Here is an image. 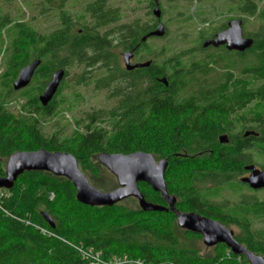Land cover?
<instances>
[{
	"label": "trees",
	"instance_id": "1",
	"mask_svg": "<svg viewBox=\"0 0 264 264\" xmlns=\"http://www.w3.org/2000/svg\"><path fill=\"white\" fill-rule=\"evenodd\" d=\"M70 1L22 0L33 22L56 21L49 33L19 20L20 15L12 18L6 12L0 17V57L6 61L0 77V156L9 159L20 151L40 149L70 153L90 183L103 192L109 189L101 178L110 172L97 160L101 153L145 152L155 160L159 156L168 160L165 181L169 195L177 198V210L202 213L225 226H242L248 237L235 235L236 240L264 257V226L252 232L248 222L255 213L264 223L263 201L245 196L226 208L228 213L208 211L224 191L238 193L246 188L237 177L243 175L244 165L253 164L252 150L264 159V129L254 131L264 128V29L255 38L247 37L254 45L243 53L204 48L203 41L193 52L200 49L211 53L198 62L187 65L180 57H173L136 73L123 72L116 79L120 70L113 50L123 48L148 55L153 51L149 40L154 37L146 42L142 39L162 23V16L159 20L153 14L155 0L151 1L153 25L129 23L119 27L116 24L121 14L108 7L111 0H94L81 11L66 8ZM158 6L161 9L160 0ZM236 8L230 11L264 21V9L259 10L254 1L239 0ZM107 27L110 29L102 33ZM204 32L200 31V40ZM36 60L41 64L31 84L14 91L20 71ZM74 65L84 66L87 72L94 67L105 69L106 76L97 86L116 84L112 94L119 100L118 108L107 114L88 113L83 121L76 120L75 127L84 129L83 133L45 136L42 121L63 115L71 107H66L67 98L60 89L47 107L39 97L56 71L63 69L67 77ZM163 78L168 85L160 81ZM15 93L24 101L22 112L8 118L10 97ZM253 103L261 107L255 118L234 119ZM236 122L242 133L251 129L259 136L241 135L235 143L221 144L219 135ZM5 171L0 169L1 177ZM138 187L147 202L169 207L149 184L139 183ZM2 191L10 193V198L0 200V264H88L80 250L101 253L107 262L127 256L147 264H249L224 244L204 254L188 248V242L196 244L202 236L181 229L171 211L145 212L134 198L130 199L138 203L135 209L125 206L129 199L112 207L82 205L71 181L48 172H26L12 190ZM42 213L53 219L54 228ZM210 252H214L211 257Z\"/></svg>",
	"mask_w": 264,
	"mask_h": 264
},
{
	"label": "rangeland",
	"instance_id": "2",
	"mask_svg": "<svg viewBox=\"0 0 264 264\" xmlns=\"http://www.w3.org/2000/svg\"><path fill=\"white\" fill-rule=\"evenodd\" d=\"M94 0H72L66 8L72 10H85L86 6L92 3ZM152 0H111L108 3V7L111 9H117L121 14L120 21L116 24L117 27L123 24L137 23L139 25L154 24L155 17L152 14L153 8L151 7ZM257 3L259 10L264 9V0H251ZM239 0H160V6L162 9V20L161 22L166 28V35L163 38H153L149 40V44L152 48L151 54L143 53L141 58L143 61L152 60L155 63L162 65L169 58L180 57L183 62L187 65L192 62H198L202 60L207 54L211 53V50H204L193 52L194 49L198 48L204 40L213 38L217 33L227 26L229 21L232 19H242L243 31L245 37L255 38L261 34L264 29V21L253 16L248 17L238 11H230L237 7ZM237 9V8H236ZM6 12L10 13L12 18L17 15L19 20H25L32 25H35L42 32L49 33L54 30L56 21L54 19L48 20H37L33 22L31 20V13L28 8L24 7L22 0H0V17ZM192 16V20H188V17ZM110 27L105 28L103 32L109 30ZM200 31H205L204 39L200 40ZM126 51L123 48H117L113 50V54L117 57V65L120 72H116V79L125 71V65L122 60V54ZM97 67H99L97 65ZM6 70V61L0 57V77ZM69 74L63 80V84L60 86L62 94L67 98V108L63 115H59L52 119H45L42 121L41 129L45 136H51L55 133H62L63 135L72 134L73 131L83 133L84 129L75 127V121H83L87 118L88 113L102 111L104 113H110L114 109L118 108L119 100L113 97L112 91L115 90L116 84H112L108 87L97 86V81L106 76V70L99 68L87 69L84 66L74 65L68 69ZM222 71L220 70V73ZM82 80L81 84H78ZM64 87V88H63ZM63 88V89H62ZM13 100V101H12ZM24 101L19 99V95L15 93L10 97L8 105V118L12 115H18L21 111V106ZM261 110V107L256 106L255 103L251 104L244 111L237 113L234 116L235 120H241L244 118H255L256 113ZM9 122V121H8ZM106 127V125L104 126ZM264 128H257L256 132L261 133ZM200 153L199 151L196 152ZM195 154V153H194ZM156 161L159 162L161 157L156 156ZM8 159L0 156V169L5 170ZM264 159L257 157V153L254 150L253 164L256 165L258 170L263 169ZM103 172V171H102ZM86 174V177H90ZM242 177L239 175L237 180ZM102 183L108 185V189L115 190L118 187L116 179L108 173H104V177L101 178ZM185 182V181H184ZM241 185V184H240ZM206 186H211L207 184ZM245 196H253L255 201L264 202V190L253 192L248 191L246 188L240 190L238 193L224 191L221 198L216 199L213 204L214 206L209 207L208 211L219 212L221 214L228 213L226 208L231 205L240 203ZM10 198V193L0 191V200L4 201ZM53 198V195H51ZM6 202V201H4ZM127 208L135 209L138 203L129 199L125 201ZM216 206V207H215ZM252 225L251 231L260 230L263 228V220L256 218L255 213L249 217L248 221ZM228 228L234 231L236 236L241 239H246L247 230L242 226L236 224H226ZM184 244V243H183ZM188 248H195L199 253L204 254L206 248L203 245L202 240L196 244L188 242ZM213 255L214 252H210ZM209 253V254H210ZM258 254V253H257ZM259 255V254H258Z\"/></svg>",
	"mask_w": 264,
	"mask_h": 264
},
{
	"label": "water",
	"instance_id": "3",
	"mask_svg": "<svg viewBox=\"0 0 264 264\" xmlns=\"http://www.w3.org/2000/svg\"><path fill=\"white\" fill-rule=\"evenodd\" d=\"M155 2L157 7L154 9L153 14L161 20L162 11L158 6V0H155ZM227 27V29L217 33L214 39L204 41V48L225 46L230 52L240 53L252 48L254 40L244 37L242 19H233ZM165 35L166 28L163 23H159L154 31L143 37L142 42H146L153 37L163 38ZM133 52L123 54L125 66L128 70L151 66V62L132 66L130 59L134 55ZM40 64L41 62L36 60L23 68L13 84V90L19 92L27 88L31 84ZM65 74V71L61 69L52 75L51 81L39 97L42 106L47 107L54 99L65 79ZM160 81L168 85L166 78ZM245 136H259V134L248 132ZM219 142L227 144L229 142L228 137L226 135L220 136ZM97 160L116 178L117 189L103 192L95 188L80 170L78 160L74 155L66 152L53 153L40 149L32 152L20 151L10 156L6 165L5 176H0V190H12L18 178L26 172H48L71 181L76 190L77 201L82 205L112 207L127 199L134 198L145 212L168 213L171 211L175 213L178 226L185 231L201 235L206 250L224 244L234 255L243 256L249 264H264L263 256L255 254L240 244L235 238L234 231L221 222L195 212H180L176 209L177 198L169 195L165 181L168 160L163 159L157 162L152 154L145 152H135L129 155L104 152L98 156ZM246 170L250 171L251 174L249 177L242 178L241 182L247 184L254 191L264 190V170H258L255 166L248 167ZM139 183H147L156 192L161 193L169 207L147 202L139 190ZM42 216L52 228L55 227L53 219L47 213H42Z\"/></svg>",
	"mask_w": 264,
	"mask_h": 264
},
{
	"label": "flooded vegetation",
	"instance_id": "4",
	"mask_svg": "<svg viewBox=\"0 0 264 264\" xmlns=\"http://www.w3.org/2000/svg\"><path fill=\"white\" fill-rule=\"evenodd\" d=\"M233 20V19H232ZM231 20V21H232ZM230 22V21H229ZM228 27H226V29H227ZM216 36V35H215ZM215 36L213 37V38H211V39H206V40H212V39H214L215 38ZM245 37V36H244ZM245 38H247V37H245ZM206 40H204V41H206ZM220 48H223V49H225V50H227V48L224 46V47H220ZM228 51V50H227ZM125 53H128V52H125ZM134 53V55H133V57L130 59V64L133 66V65H138V64H143V63H146V62H151V66L153 65V64H155V62L154 61H152V60H148V61H143V59L141 58V54H143V53H140V54H137V53H135V52H133ZM124 54V53H123ZM123 54H122V60H123V63H124V65H125V62H124V58H123ZM151 66H149V67H146V68H135L134 70H128L127 68H126V66H125V71H123L124 73H136V71H142L143 69H148V68H150ZM157 79V78H156ZM158 80V79H157ZM62 85V84H61ZM248 132H254L253 130H251V129H247V130H244V132L242 133V129H241V125L239 124V123H235L234 124V126L231 128V129H228L225 133H221L219 136H223V135H226L227 137H228V140H229V142L227 143L228 145H230L231 144V142L233 143L235 140H237L241 135H243V136H245V134L246 133H248ZM218 136V137H219ZM233 140V141H232ZM235 143V142H234ZM253 151V154H254V150H252ZM252 154V155H253ZM161 161V160H160ZM251 166H255L256 167V165L255 164H247V165H244L243 166V169H244V173H243V175H242V177L239 179V181L241 182V179L242 178H245V177H249L250 176V174H251V172L250 171H248V170H246V168H248V167H251ZM242 183V182H241ZM247 189H250V190H252L247 184H243ZM253 192H258V191H254V190H252ZM259 191H261V190H259ZM181 212H183V211H181ZM197 214H200L201 216H204V217H206L205 215H203L202 213H198V212H196ZM208 218H210V217H208ZM203 239V238H202Z\"/></svg>",
	"mask_w": 264,
	"mask_h": 264
},
{
	"label": "built area",
	"instance_id": "5",
	"mask_svg": "<svg viewBox=\"0 0 264 264\" xmlns=\"http://www.w3.org/2000/svg\"><path fill=\"white\" fill-rule=\"evenodd\" d=\"M80 254L88 264H147L142 260L132 261L127 256L116 257L107 262L103 259L101 253H94L92 250H80Z\"/></svg>",
	"mask_w": 264,
	"mask_h": 264
}]
</instances>
